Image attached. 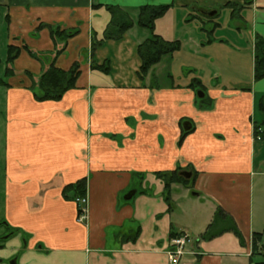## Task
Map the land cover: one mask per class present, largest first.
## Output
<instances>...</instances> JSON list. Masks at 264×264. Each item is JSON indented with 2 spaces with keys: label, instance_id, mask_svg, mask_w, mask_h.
<instances>
[{
  "label": "crops",
  "instance_id": "obj_1",
  "mask_svg": "<svg viewBox=\"0 0 264 264\" xmlns=\"http://www.w3.org/2000/svg\"><path fill=\"white\" fill-rule=\"evenodd\" d=\"M6 2L7 46L19 53L0 85L8 178L3 219L15 231L2 236L0 264H167L169 239L179 233L193 238L196 251L181 264H257L252 241L260 235L264 242V134L256 139L253 130L264 129L256 120L257 109L264 122V77L253 78V45L257 36L264 39V0ZM157 4L172 5L154 21V33L180 49L144 78L137 45L148 36L145 29L134 25L90 54L92 37L101 40L110 21L107 5L135 17L139 6ZM202 10L242 23L208 40ZM49 26L77 33L63 42ZM217 41L229 48L225 59L218 51L208 57ZM191 48L201 49L194 64L181 60ZM166 58L177 59L185 73L155 74ZM105 60L108 73L91 68ZM51 62L64 70L78 63L79 75L61 99L38 101L31 88ZM193 78L200 86H188ZM184 121L191 128L179 144ZM173 170L190 172L194 183L191 189L172 184L169 208L158 173ZM82 178L87 211L78 221L76 198L64 190ZM217 208L221 231L204 239ZM231 223L240 239L225 230Z\"/></svg>",
  "mask_w": 264,
  "mask_h": 264
},
{
  "label": "trees",
  "instance_id": "obj_2",
  "mask_svg": "<svg viewBox=\"0 0 264 264\" xmlns=\"http://www.w3.org/2000/svg\"><path fill=\"white\" fill-rule=\"evenodd\" d=\"M171 5L172 4L142 5L136 9L135 17L131 16L130 11L127 9L116 5H107L106 9L110 13V21L103 32V37L101 40H95V38L92 37L90 54H92L104 40H119L123 37L127 30L136 25L137 27L145 29L148 32V36L137 45V54L140 59L138 76L141 79L144 78L150 69L155 64H157L163 56L172 55L180 49V43L178 41H166L154 33V21L161 17L171 7ZM49 30L53 39H58L63 42L77 33L76 30L65 31L57 26H49ZM210 31H213V29ZM62 50L63 47L57 50V52ZM18 53L19 48L14 47L11 44L7 46V57L5 60L7 65L5 67L4 74V76H7V78L13 74L11 62L17 57ZM91 68L100 70L104 73H108L110 70L109 62L107 60H105L100 65L91 63ZM78 75V63L73 64L68 70H64L56 67L53 62H51L47 69L44 70L39 76L36 83L32 85L31 89L33 96L38 101L59 100L68 89L75 87V82ZM262 77H264V39L257 36L253 45V78L258 80ZM200 84L201 83L199 80L193 78L190 79L188 86L196 88L198 85L200 86ZM0 85H6V81L3 78H0ZM200 91L203 92L201 89ZM261 124H264V122H261ZM258 129L261 131H258ZM187 132L188 131H183L179 139V144L182 141V136H184V134ZM253 133L255 137L257 135L261 137V135L263 136L264 134V129L261 126L255 125ZM158 175L164 182V199L169 208L172 206V201L170 198L172 184H180L190 189L193 187L194 177L187 179L178 173V170L161 172L158 173ZM193 176H195V173ZM85 186L86 181L84 178L76 181L73 184H69L65 187V196L67 197V194H71L74 199L77 197H82V195L85 193ZM222 215V211L217 208L213 216V221L208 225L205 232L201 235L202 238H212L221 231ZM225 230H230L239 239L241 238L239 231L233 223L228 225ZM11 231L14 232L15 230L12 229ZM136 236L137 231L133 235L126 238V240H133ZM260 239V235H254L252 241V255L255 257L257 264H264V242L259 244L258 242Z\"/></svg>",
  "mask_w": 264,
  "mask_h": 264
},
{
  "label": "rangeland",
  "instance_id": "obj_3",
  "mask_svg": "<svg viewBox=\"0 0 264 264\" xmlns=\"http://www.w3.org/2000/svg\"><path fill=\"white\" fill-rule=\"evenodd\" d=\"M4 3L7 4L6 0H0V77L3 79H7V76H4V71H5V67H6V62L4 61L6 54H7V22L4 19ZM6 12V11H5ZM228 13V12H227ZM240 20L237 19V17H233L232 20H230V18L227 17L226 13H220L215 17H202V22L200 24H202L201 26H203V28L205 29V33H206V39H212L214 41V38L216 36H227L229 35V31L233 29L231 28L233 26V24L235 22H239ZM242 23V21H240ZM244 22V21H243ZM222 24L221 29L220 30H215L210 31L211 29H213V25L214 24ZM244 30V29H243ZM249 24H247V27L245 29L244 32L248 33V35L250 34L249 31ZM209 31V32H208ZM214 46V47H213ZM212 46V48H208L207 54L208 57H215L217 56V51L220 53L221 57L225 56V52L226 49L229 50L228 46H225L223 44H220V42H215V44ZM216 49V50H215ZM196 50H201V49H195V48H191L190 50H184L181 53V60H183V62H189V63H193V60H190L191 58L195 59L194 55H195V51ZM187 53H189L187 55ZM201 55V52H200ZM169 57V56H168ZM227 57L229 58V55H227ZM226 57H224L223 59H225ZM199 58L196 59V61ZM178 63L177 59L172 60L171 58H166L165 60H163L160 64H158L157 66L154 67V73L157 75H162L165 74L167 72H171L174 71L176 72V69H178V67H175ZM188 67V66H185ZM183 67V68H185ZM178 73V74H177ZM177 76L181 75L182 73L185 72H179V69L177 70ZM158 81L159 83H165L167 81V78L165 76H161L158 77ZM176 81H178V79H176ZM198 90H196L197 92ZM4 119H5V108H4V99H3V90L0 86V248L3 247V242L2 238L6 237L7 235L10 236L12 227L11 225L8 223V221L5 219H3L5 217L6 211L7 209L5 208V200H4V196H5V187H7V182H8V178L6 176V172H5V156H4V150H3V132H4ZM256 120L259 121L260 123L263 121L262 120V116L261 114L258 112V110L256 109ZM8 223V225H7ZM3 236V237H2Z\"/></svg>",
  "mask_w": 264,
  "mask_h": 264
},
{
  "label": "built area",
  "instance_id": "obj_4",
  "mask_svg": "<svg viewBox=\"0 0 264 264\" xmlns=\"http://www.w3.org/2000/svg\"><path fill=\"white\" fill-rule=\"evenodd\" d=\"M258 131L261 130L258 129ZM255 138L260 139V136L257 135ZM76 203L78 207L77 219L78 221H83L86 218L87 198L85 196L77 197ZM165 254L167 264H181L186 255L196 254L192 237L187 233H180L170 237Z\"/></svg>",
  "mask_w": 264,
  "mask_h": 264
},
{
  "label": "water",
  "instance_id": "obj_5",
  "mask_svg": "<svg viewBox=\"0 0 264 264\" xmlns=\"http://www.w3.org/2000/svg\"><path fill=\"white\" fill-rule=\"evenodd\" d=\"M202 13H205L207 16H209V17H212L215 13H216V10H209V11H204V10H202L201 11ZM196 95H197V97H199V98H202L203 97V93L201 92V91H197L196 92ZM182 128H183V130L184 131H188L190 128H191V123L190 122H188V121H184L183 123H182ZM185 178H189L190 177V175H191V173L190 172H187V171H183L182 173H181ZM198 193L197 192H195V191H193V190H191V195H197ZM132 196V193H129L128 195H127V199H129L130 197ZM12 263H14V261H12Z\"/></svg>",
  "mask_w": 264,
  "mask_h": 264
}]
</instances>
